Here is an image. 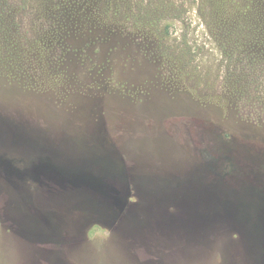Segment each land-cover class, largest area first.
Segmentation results:
<instances>
[{"label": "rangeland", "instance_id": "obj_1", "mask_svg": "<svg viewBox=\"0 0 264 264\" xmlns=\"http://www.w3.org/2000/svg\"><path fill=\"white\" fill-rule=\"evenodd\" d=\"M215 1L0 0V264H264V5Z\"/></svg>", "mask_w": 264, "mask_h": 264}, {"label": "trees", "instance_id": "obj_2", "mask_svg": "<svg viewBox=\"0 0 264 264\" xmlns=\"http://www.w3.org/2000/svg\"><path fill=\"white\" fill-rule=\"evenodd\" d=\"M215 3H216V6L219 8V7H221V8H226V7H229V6H232L233 8H232V10H234L235 9V7H234V5L232 4H230L229 3V1L228 0H217V1H215ZM262 3H263V5H264V0H262ZM237 9H239L238 7H236ZM263 9H264V7H263ZM79 11V10H78ZM75 12H77V11H75ZM107 21H106V23H108V21H110V19H106ZM109 24V23H108ZM133 29H138V30H140V32H142V33H147V30H145V28L144 27H139V25H136V26H134V28ZM85 30V26H81V27H77V28H75L74 29V32H77V33H79V32H83ZM59 32H57V31H52L51 33H47L46 35H51V36H44V37H46V38H48L49 40H50V42L52 43V40L53 39H58V37L56 36L57 34H58ZM66 34H68V31L66 30ZM65 34V35H66ZM61 35V34H60ZM53 37V38H52ZM63 37L61 36V39H62ZM49 42V43H50ZM48 44V43H47ZM46 44V45H47ZM254 44H256V45H258V40H257V38H253V40L251 41V40H248L246 43H244V45H245V48L247 49V48H253V45ZM259 44H261V43H259ZM45 45V46H46ZM264 45V44H263ZM175 81L173 80V79H171V80H168V84H172L171 86H175ZM78 204H80L79 202H78ZM77 209H79V211H81V213H83V214H86V212H87V210L86 209H84L85 207L84 206H82V205H74Z\"/></svg>", "mask_w": 264, "mask_h": 264}]
</instances>
